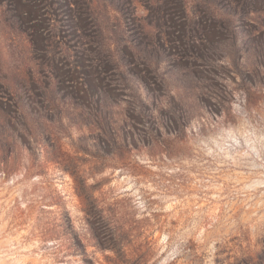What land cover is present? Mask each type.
I'll return each instance as SVG.
<instances>
[{
	"label": "rangeland",
	"instance_id": "1",
	"mask_svg": "<svg viewBox=\"0 0 264 264\" xmlns=\"http://www.w3.org/2000/svg\"><path fill=\"white\" fill-rule=\"evenodd\" d=\"M1 148L0 264H264V0H0Z\"/></svg>",
	"mask_w": 264,
	"mask_h": 264
},
{
	"label": "trees",
	"instance_id": "2",
	"mask_svg": "<svg viewBox=\"0 0 264 264\" xmlns=\"http://www.w3.org/2000/svg\"><path fill=\"white\" fill-rule=\"evenodd\" d=\"M194 89H195V88H194ZM138 90H140V89H138ZM191 90H192V89H191ZM147 101H148V100H147ZM147 101H146L145 98H144V103L146 104V105H145V108H146V110H148V111L145 112V113H147V116H144V114L141 113V115H142L141 118H143V120L145 119V117H146V119H154V118H156V117L154 116L152 110L150 109V105L148 104ZM154 106H155V107H158V104H156V101H154ZM180 106H181V108H179V109H182V107H188L189 105L187 104V102H185V101L183 100V101H181ZM167 107L170 108V109H173L172 105L169 104V103L167 104ZM174 107H175V108L179 107V104H178V106H177V105H174ZM157 111H158V110H157ZM158 112H159V113H163L162 110H159ZM145 115H146V114H145ZM104 119H105V121H108V120H110V117H109V116H105ZM171 121L174 122L172 119H171ZM157 124H158V127L156 126V129L158 130V129L161 127V125H160V123H158V122H157ZM164 127H165L167 130H170V128H171V126L169 127V125H168V127H167V126H164ZM4 151H5V150H4L3 148L0 149V152H4Z\"/></svg>",
	"mask_w": 264,
	"mask_h": 264
}]
</instances>
